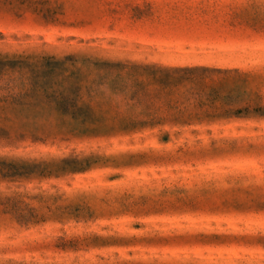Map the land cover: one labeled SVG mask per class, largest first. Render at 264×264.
Masks as SVG:
<instances>
[{"label": "rangeland", "instance_id": "obj_1", "mask_svg": "<svg viewBox=\"0 0 264 264\" xmlns=\"http://www.w3.org/2000/svg\"><path fill=\"white\" fill-rule=\"evenodd\" d=\"M77 53L234 69L244 88L235 106L264 109V0H0V58ZM17 124L0 121V160L107 161L0 179V197L45 215L24 225L0 213V264H264V117L195 126L167 143L156 131L33 142L9 129Z\"/></svg>", "mask_w": 264, "mask_h": 264}, {"label": "trees", "instance_id": "obj_2", "mask_svg": "<svg viewBox=\"0 0 264 264\" xmlns=\"http://www.w3.org/2000/svg\"><path fill=\"white\" fill-rule=\"evenodd\" d=\"M242 74L234 69L80 53L62 58H0V121L17 120L18 128L9 129L33 142L106 140L156 131L157 140L167 143L171 133L195 126L264 117L260 106H235L242 103L244 88L237 85ZM106 161L92 154L40 162L0 160V179L60 178L101 167ZM0 213L24 225L45 219L19 196L0 197ZM81 217L77 212L73 219Z\"/></svg>", "mask_w": 264, "mask_h": 264}]
</instances>
